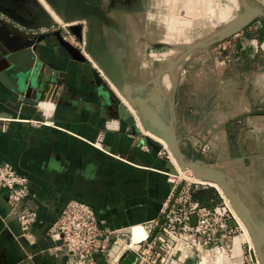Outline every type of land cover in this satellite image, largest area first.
<instances>
[{
  "label": "crops",
  "instance_id": "0c3cea01",
  "mask_svg": "<svg viewBox=\"0 0 264 264\" xmlns=\"http://www.w3.org/2000/svg\"><path fill=\"white\" fill-rule=\"evenodd\" d=\"M22 1L40 8L52 23L32 51L20 47V38L29 34L0 15V164L28 176L25 204L38 212L39 220L23 234L15 210L3 202L6 191L0 190V264H65L47 230L73 199L92 206L99 221L113 229L155 218L171 183L144 130L166 134L172 106L181 145V131L196 121L202 134L189 138L196 141L194 151L207 138L210 144L211 138L224 143L222 149L213 147L234 165L233 171L223 172L264 230V18L257 20L252 10L264 11V0H240L245 11L228 27L244 32L240 46L239 36L236 41L247 69H234L239 59L222 62L205 108L191 105L187 114L178 97L202 50L186 54L173 72L170 66L190 45L215 35H190L196 19L204 18L202 0H172L170 13L161 0L131 7L99 3L94 15L82 11L85 0H79L78 10L70 8L73 0ZM206 9L216 15L211 0ZM222 13V22L233 17L229 6ZM253 23L255 30H250ZM62 25L79 41L89 37V55L109 80L104 87L86 72L89 61L74 59L73 47L78 48L64 39ZM165 46L180 51L171 57L162 51ZM24 89L25 97L44 92L45 98L36 107L25 105L20 101ZM120 104L133 116L136 131L121 116ZM31 119L42 123L34 125ZM244 223L239 215L244 232L233 242L238 258L243 242L253 243Z\"/></svg>",
  "mask_w": 264,
  "mask_h": 264
},
{
  "label": "built area",
  "instance_id": "2783aa9c",
  "mask_svg": "<svg viewBox=\"0 0 264 264\" xmlns=\"http://www.w3.org/2000/svg\"><path fill=\"white\" fill-rule=\"evenodd\" d=\"M0 15L31 36H43L49 31L47 26L25 25L3 11ZM62 28L64 39L76 46L109 83L87 52L86 38L79 41L67 25ZM233 36H236L234 41L228 40ZM233 36L226 39L232 46V55L225 58L228 63L240 57L236 41L239 33ZM227 47L223 43V49ZM29 121L34 125L42 123ZM168 176L171 187L155 218L113 229L99 221L92 206L73 199L50 225L47 238L54 243L55 250L64 254L65 264H121L129 258V264H261L255 245L248 241L243 242L240 258L233 254L234 238L244 230L223 192L216 187L221 200L213 205L202 204L194 193L200 186L211 185L210 182L198 180L194 175L190 180L182 178L179 171ZM1 189L6 191L23 234L29 233L39 216L25 204L30 195L28 176L8 163L0 164Z\"/></svg>",
  "mask_w": 264,
  "mask_h": 264
},
{
  "label": "rangeland",
  "instance_id": "374dc122",
  "mask_svg": "<svg viewBox=\"0 0 264 264\" xmlns=\"http://www.w3.org/2000/svg\"><path fill=\"white\" fill-rule=\"evenodd\" d=\"M75 1L76 0H73V2L70 4V8L73 10H78L80 1L79 0H77V2ZM143 1H146V0H100L99 2H94L93 0H85L87 5L98 6L99 3H102L103 6L105 7L110 6V5L131 7L134 5H140L143 3ZM161 1L166 9L165 13H170L169 5L171 4L172 0H161ZM146 2L151 4V3H154L155 0H147ZM201 2L203 5L202 8L204 10L203 12L204 18L202 20H199V18L196 17L197 18L196 19V24H197L196 30L194 32L192 31L193 33L191 32V30H189L190 35H192L193 38L195 39L202 38L204 35H208L211 32L218 34L222 32V30L225 27L227 31H229L228 29L230 28V25L236 20L237 17H239V15H241L243 11H245L243 4H240V0H238V4H239L238 6L235 4L233 0H211L212 5L214 6V9H215V13H216V15L211 17V13L207 12V9H206L207 0H202ZM228 6L233 14V17L230 19V14L229 15L227 14L228 19L230 20L227 22H222V20H224L225 17L223 18L224 16L223 13L222 15L218 13L221 9H224ZM182 16H187L185 11L182 13ZM188 17L190 16L188 15ZM262 19L263 18L259 16L257 20H262ZM55 26H58V24L56 23ZM255 26H256V23H253V25L251 26V28L253 29H250V30H255L254 28ZM234 38L236 39V36H233L228 40L234 41ZM243 38H244V32L240 30L239 31V46ZM182 41H184L183 38L182 40L180 39V42ZM226 42L227 40L224 42L221 41V42L212 43L210 46H207V48L206 47L199 48L202 51H200L201 53H199L200 54L199 58L195 61V63H193L195 65L193 66V69L190 71L191 73L190 76L188 74L183 80V84H184L183 91L179 94V97H178V99L180 100L181 112L184 113L185 111L186 112L185 114H187V111L188 109H190L191 105L197 106L199 108V111L205 108L204 105H205L206 100H208V95L215 87L216 79L220 75L219 74L220 68L222 66L221 63L225 61L226 56H228L229 54L230 56L232 55V46L231 44L229 45ZM223 43L227 44L228 46L227 49H223ZM139 45L143 47V49L146 47L145 45L141 44V42H139ZM181 46H184V44H182ZM162 51L168 54L169 56L174 57L175 55L179 53L180 49L172 50L171 46H169L168 48H166L165 46L162 49ZM240 59H241V55L239 57V63H235L234 69L235 70L237 69L246 70L248 67V64L246 62H243ZM233 60H235V62H238L236 61L235 58L231 59V61ZM200 126L201 125L197 123L196 121L195 125L193 126L186 125L184 130L181 131V134H182L181 136H183V139H184L182 141L183 145H181V148L182 149L184 148L183 152L185 153L187 159L196 160L200 163V165L211 166V167L213 166L215 169L225 171V172L232 170V168H234V165L230 162L231 160H229V158H227L223 152H217L213 148L215 147L216 149H222V146L224 144L222 141L218 139L217 141L216 139L211 138L212 141L210 144L209 138H207L205 140H202V142H198V144L194 146L196 151L193 150L192 144L196 141H193L192 143V141H189V138L193 135L194 132L196 133V136H198V134L200 135L202 134L200 130ZM206 127H209V126H206ZM144 132L149 133L147 134V138H148L147 142L151 141L159 146L161 144L160 149L156 150V154H157L158 159H160V163L163 165V167L165 166V173L167 174V176L171 174V170L168 167L169 163L172 164L176 168L177 172L179 171L178 169L182 170L181 172L179 171L181 173L182 178H186L190 180L191 177H193V175L194 177L196 176L192 169L184 168L181 166L173 150L171 149V147L168 145V143L162 136L154 132H151L150 130L148 131V129H145ZM178 136L179 135L177 134V137ZM189 145L191 147H189ZM142 146L144 150H147V152H150L152 150L150 145L148 144L147 145L143 144ZM189 150L192 153L195 152V154L194 155L192 153L188 154ZM196 153H197V156H196ZM196 178L198 180H201V178H199L198 176ZM209 186H213L214 188H216V186L213 183H211V185ZM238 217H239V214H238ZM240 233L242 232H239V234ZM263 251H264V246H263ZM129 262H130V258L127 260L126 263L128 264Z\"/></svg>",
  "mask_w": 264,
  "mask_h": 264
},
{
  "label": "water",
  "instance_id": "95a60500",
  "mask_svg": "<svg viewBox=\"0 0 264 264\" xmlns=\"http://www.w3.org/2000/svg\"><path fill=\"white\" fill-rule=\"evenodd\" d=\"M83 12L86 15H94L96 14L97 7L92 5H87L86 3L82 5ZM81 9V7H80ZM258 17L264 18V11L262 9L254 8L252 9ZM0 11H3L18 21L22 22L25 25L29 26H49L52 22L48 18V16L38 7H34L31 5H27L22 0H0ZM240 30L236 31H227L226 27L222 30V32L215 34L212 38L208 40H203L201 42L192 44L188 47L187 51L178 57L176 61H174L170 66V71L173 72L174 67L186 56V54L190 53L193 50L199 49L200 47H205L207 45H211L212 43L221 42L226 40L227 38L239 33ZM40 39V36H26L25 38H20V47L22 49H31L35 45V43ZM86 49L87 52L92 55L90 39L87 36L86 39ZM74 51V59L83 62L86 60L79 49L73 47ZM89 65V67H88ZM86 65V72L92 76L94 82L99 87H104L105 84L104 79L100 76V74L93 68L92 64ZM100 66V64H98ZM101 67V66H100ZM103 70V68L101 67ZM104 72V71H103ZM87 74V73H86ZM26 90H23L20 101L23 104L36 107L39 105L41 101L45 98V93L43 92L38 97H25ZM173 104V103H172ZM121 116L126 119L129 123V127L131 130L136 131L135 121L133 116L129 113V110L123 104L119 105ZM172 119L169 124L168 130L166 134H162L161 136L166 140L168 145L173 150L174 154L177 157L178 162L182 167L192 169L194 174L201 178L202 180L208 181L213 184H217L220 186L222 192L229 199L232 206L237 210L240 217L245 221L249 232L252 234L253 242L257 251V255L261 264H264V230L255 222L251 213L247 209V207L243 204L242 200L239 197V194L234 190L233 186L230 183V179L228 176L221 170L215 169L213 166H203L196 160L187 159L185 153L182 151L181 142L178 139L175 131V126L173 123L174 109L171 107ZM156 150L160 149V146L155 144L154 142H149ZM168 167L171 170V174H177L176 168L172 164H168ZM4 204H8L7 197L5 196L3 199ZM10 206V205H9ZM12 209V207L10 206Z\"/></svg>",
  "mask_w": 264,
  "mask_h": 264
},
{
  "label": "trees",
  "instance_id": "16d2710c",
  "mask_svg": "<svg viewBox=\"0 0 264 264\" xmlns=\"http://www.w3.org/2000/svg\"><path fill=\"white\" fill-rule=\"evenodd\" d=\"M94 2H99L100 0H93ZM196 199H198L202 204L213 205L218 203L221 198L218 190L213 186H200L194 193Z\"/></svg>",
  "mask_w": 264,
  "mask_h": 264
},
{
  "label": "bare ground",
  "instance_id": "6f19581e",
  "mask_svg": "<svg viewBox=\"0 0 264 264\" xmlns=\"http://www.w3.org/2000/svg\"><path fill=\"white\" fill-rule=\"evenodd\" d=\"M43 3H44V1L43 0H41ZM229 10V9H228ZM178 169V168H177ZM180 172L182 171L181 169H178ZM221 192H222V190H221V188H220V186H218L217 184H214ZM232 205V204H231ZM233 207V206H232ZM233 210H234V213H235V215H236V218H237V220H238V222H239V217H238V214H237V212H236V210L234 209V207H233ZM238 239H239V236L237 237ZM246 241H248L251 245H254L252 242H250L248 239L246 240Z\"/></svg>",
  "mask_w": 264,
  "mask_h": 264
}]
</instances>
